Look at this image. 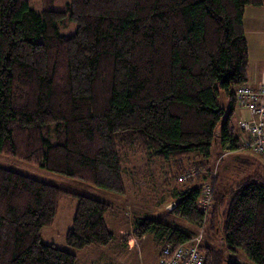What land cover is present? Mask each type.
Returning a JSON list of instances; mask_svg holds the SVG:
<instances>
[{
    "label": "trees",
    "instance_id": "obj_1",
    "mask_svg": "<svg viewBox=\"0 0 264 264\" xmlns=\"http://www.w3.org/2000/svg\"><path fill=\"white\" fill-rule=\"evenodd\" d=\"M55 3L0 0V154L116 194H125L128 163L161 162L165 186H174L169 212L195 230L135 214L130 236L174 249L204 225V264H241L238 250L264 264V174L229 185L223 160L208 162L215 145L221 154L240 150L244 17L264 0H70L61 11ZM63 20L77 24L73 35L60 34ZM73 187L0 167V264H80L42 238L69 196L67 245L115 243L114 205Z\"/></svg>",
    "mask_w": 264,
    "mask_h": 264
},
{
    "label": "rangeland",
    "instance_id": "obj_2",
    "mask_svg": "<svg viewBox=\"0 0 264 264\" xmlns=\"http://www.w3.org/2000/svg\"><path fill=\"white\" fill-rule=\"evenodd\" d=\"M69 2L70 0H56L54 8L57 11H61ZM58 27L60 34L63 36H71L77 30V24L69 20H63ZM249 38L251 40V48H253L252 40L254 41V38L252 35H250ZM219 103L221 106L228 108V102L223 94L220 96ZM238 113H240L239 109L236 108L235 114L237 117ZM240 151L244 152L247 150L240 149ZM226 153L221 154L217 145H215L213 146L212 155L208 159V162L210 163V167H214L215 163L221 159L223 160L220 165V176L227 184L232 185L251 174V168L246 166L245 163H241L239 158H236L235 154ZM207 164H205L206 168L208 167ZM163 166V163L157 161L152 164L141 160L128 163L125 166L126 170L123 172L125 194H116L75 182L64 176L46 171L36 165L0 154L1 168L9 169L21 175L29 176L47 183H53L64 187L74 186L73 188L77 187L78 190L81 189L86 191L114 205V210L109 215V221L110 229L117 236L115 243H113L110 247H90L85 249V251L79 254L80 258L78 259L80 264L150 263L154 259L153 253L155 254L152 244V240H154L153 236H148L147 238L143 237L147 241L142 242L143 254L141 255V258H135L133 255L131 258H125L124 263H122L120 258L122 256L120 249H123V245L120 243L122 237L120 231L124 232L125 237H130L132 234L133 218L135 214L142 218L159 217L169 223H175L176 225L185 227L186 229L195 230L182 218H177L173 213L167 212L173 208L172 206H174L172 201H170V193L174 189V186L172 185L170 189L165 186L166 174ZM131 171L134 172V175L130 173ZM162 200H165L168 203V205L165 206V209L164 206H162V208L158 207ZM75 207L76 201L71 196L65 198L61 202L57 218L53 226L46 227L42 231L44 243L54 244L58 248L70 252H76L66 243L67 233L74 220ZM158 251L159 250L157 249V252ZM136 254H138L137 251ZM235 258L241 264H255L242 250H238Z\"/></svg>",
    "mask_w": 264,
    "mask_h": 264
},
{
    "label": "built area",
    "instance_id": "obj_3",
    "mask_svg": "<svg viewBox=\"0 0 264 264\" xmlns=\"http://www.w3.org/2000/svg\"><path fill=\"white\" fill-rule=\"evenodd\" d=\"M238 106L247 109L251 120L239 122L241 131L240 149L254 152L264 161V86L254 88L249 84L240 85L236 91ZM192 174H188L191 177ZM184 179L181 178V180ZM212 188L206 187L200 201L202 211L210 210ZM204 225L186 244L172 248H162L157 264H204L205 256L201 247L205 244Z\"/></svg>",
    "mask_w": 264,
    "mask_h": 264
},
{
    "label": "crops",
    "instance_id": "obj_4",
    "mask_svg": "<svg viewBox=\"0 0 264 264\" xmlns=\"http://www.w3.org/2000/svg\"><path fill=\"white\" fill-rule=\"evenodd\" d=\"M244 25H245L246 37L249 43V62H250L249 82L247 84L253 86L254 88H259L261 86H264V6L261 8H253V7L247 8L245 11ZM250 35H252L254 38V41L252 40L253 48H251V40L249 38ZM237 108L239 109L240 113H238V117L236 116V114H234V118L238 124L242 120L249 121L252 119L250 112L247 109L241 108L238 105ZM227 153L235 154L236 158H239L241 163L243 164L245 163L246 166L250 167L251 174L254 173L264 174V161L254 152H248V151L242 152L238 150V151H227ZM167 205L168 203L165 200H162L159 203L158 207L162 208V206H164L165 209L166 208L165 206ZM176 217L179 218L178 216ZM108 226L110 228V221ZM120 232L122 235L120 243L123 245L122 246L123 249H120V252L122 254V256L120 257L122 263H124L125 258H131V256L133 255L135 256V258H141V255L143 254L142 242L147 240H145V238L141 240H137L133 236H130L128 237V241L126 243L125 240L123 239V237H125L124 232L123 231ZM145 237L147 238L148 236ZM152 244L155 250V254L153 253L154 259L148 264H157L159 261V256L162 250V246L159 245L156 238L152 240ZM157 249L159 250L158 252ZM83 251H85V249L80 250L78 252L76 251L74 253L77 255L78 258H80L79 254L82 253ZM136 251L138 254H136Z\"/></svg>",
    "mask_w": 264,
    "mask_h": 264
}]
</instances>
